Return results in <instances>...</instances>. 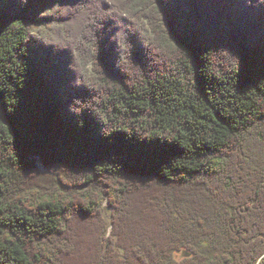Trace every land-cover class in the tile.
<instances>
[{
  "label": "trees",
  "instance_id": "1",
  "mask_svg": "<svg viewBox=\"0 0 264 264\" xmlns=\"http://www.w3.org/2000/svg\"><path fill=\"white\" fill-rule=\"evenodd\" d=\"M0 264H264V0H0Z\"/></svg>",
  "mask_w": 264,
  "mask_h": 264
},
{
  "label": "rangeland",
  "instance_id": "2",
  "mask_svg": "<svg viewBox=\"0 0 264 264\" xmlns=\"http://www.w3.org/2000/svg\"><path fill=\"white\" fill-rule=\"evenodd\" d=\"M104 218L108 222V231H107V234L109 235L112 227L110 225V213H109V210H107V209L104 210ZM182 256H185V255L180 254V255H178V258H181Z\"/></svg>",
  "mask_w": 264,
  "mask_h": 264
},
{
  "label": "water",
  "instance_id": "3",
  "mask_svg": "<svg viewBox=\"0 0 264 264\" xmlns=\"http://www.w3.org/2000/svg\"><path fill=\"white\" fill-rule=\"evenodd\" d=\"M181 254L185 255V256H182L181 258H183V257H186V256H187V254H186L185 252H181Z\"/></svg>",
  "mask_w": 264,
  "mask_h": 264
}]
</instances>
